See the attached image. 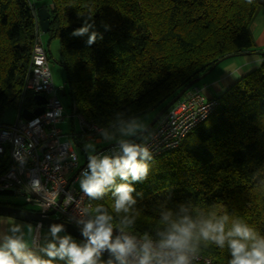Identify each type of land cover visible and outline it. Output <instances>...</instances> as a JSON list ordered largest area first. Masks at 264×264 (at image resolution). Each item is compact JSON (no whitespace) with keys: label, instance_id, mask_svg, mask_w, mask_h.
Instances as JSON below:
<instances>
[{"label":"trees","instance_id":"1","mask_svg":"<svg viewBox=\"0 0 264 264\" xmlns=\"http://www.w3.org/2000/svg\"><path fill=\"white\" fill-rule=\"evenodd\" d=\"M40 2L50 12L47 34L60 42L57 62L75 114L104 129L162 108L228 55L255 52L263 58L213 96L219 105L178 148L143 164L146 172L136 179L116 172L91 199L95 216H106V225L143 239L161 241L173 224L192 223L190 247L212 264H230L229 239L239 238L227 237L222 247L205 240L200 229L206 222L223 221L225 234L241 224L264 239V52L256 51L250 30L264 0ZM41 5L0 0V116L8 108L37 107L36 93L25 85ZM120 185L132 189L127 211L115 209ZM243 242L249 249L255 243ZM0 251L16 264H24L25 255L41 264H72L41 247L13 252L0 244Z\"/></svg>","mask_w":264,"mask_h":264},{"label":"built area","instance_id":"2","mask_svg":"<svg viewBox=\"0 0 264 264\" xmlns=\"http://www.w3.org/2000/svg\"><path fill=\"white\" fill-rule=\"evenodd\" d=\"M40 33H36L33 42L25 87L44 95L46 102L43 111L30 119L22 117L19 108L14 122L0 121V189L12 190L45 216L54 209L52 217L84 231L86 224L93 222V231L89 233L93 235L97 217L92 196L82 190L81 184H76L80 179L83 181L91 176V162L95 160L98 163L104 157L118 159L124 155L123 146L129 144L138 149H147V155L137 156V162L145 164L154 157L178 148L188 132L204 121L219 105V101L216 97H205L196 88L189 89L144 134L120 145H110L80 162L77 149L69 141L61 140L63 133L59 124L64 118V108L59 87H55L52 81L48 55ZM77 117L83 139L99 141L105 129L84 121L80 115ZM60 196L62 199L58 203ZM105 226L111 228L107 245L117 239L121 243L125 238L133 241L135 248L122 257L129 264H139L143 245L149 242L153 252L163 254L169 251L159 248L160 240L151 237L143 239L108 224ZM33 248H38L37 236H34ZM186 254L189 264H212L209 257L194 250ZM164 258L166 261L171 259L169 256ZM152 264H157L155 259Z\"/></svg>","mask_w":264,"mask_h":264},{"label":"clouds","instance_id":"3","mask_svg":"<svg viewBox=\"0 0 264 264\" xmlns=\"http://www.w3.org/2000/svg\"><path fill=\"white\" fill-rule=\"evenodd\" d=\"M79 31H86L80 29ZM95 39V35L89 37L88 43L91 44ZM124 155L118 159H110L104 157L98 163L93 160L90 164L91 176L81 181L82 190L89 196H93L101 191L102 185L111 182L112 177L116 172H119L122 178H126L129 173L136 179L146 172V167L137 162L139 154L147 155V149H138L135 145L126 144L123 146ZM132 189L128 185H120L116 191L119 193L118 199L115 201L116 211H127L126 204L131 202L129 192ZM107 217L100 215L95 221L94 234L89 236L90 242L98 247H104L108 244L111 236V228L106 227ZM194 225L190 222L182 224H173L172 229L166 234L165 238L159 242V248L169 250L165 253L153 252L151 243L143 245V255L140 258L139 264H152L155 259L157 264H189L187 252L192 251L190 242L193 237ZM93 222H88L85 226V234L93 231ZM59 227L51 229L53 235L58 232ZM200 236L205 240H212L221 247L227 237H238L239 239H229V247L231 250L232 260L230 264H264V239L257 240L255 234L247 226L235 224L231 231L225 234L223 221L212 223L206 222L200 229ZM254 240L251 248L243 241ZM113 252L119 253V257L125 256L135 248L133 241L125 238L123 243L117 239L114 243L108 245ZM8 247L16 252L19 244L16 240L9 239ZM50 248H55V245H49ZM60 253H65L72 258V264H92V255L95 248L85 247L80 249L74 243H69L67 238L60 241V246L56 250ZM50 256L55 255L54 252L48 253ZM17 255H20L17 253ZM165 256L171 257L170 260H165ZM24 264H41L35 258H29L25 255L22 257ZM0 264H16V262L6 253L0 251ZM123 264V262H122Z\"/></svg>","mask_w":264,"mask_h":264},{"label":"rangeland","instance_id":"4","mask_svg":"<svg viewBox=\"0 0 264 264\" xmlns=\"http://www.w3.org/2000/svg\"><path fill=\"white\" fill-rule=\"evenodd\" d=\"M31 1L36 7L41 5L40 2L41 0H31ZM40 37L45 49L47 50L52 81L55 87H59V97L64 108V118L59 124L60 129L63 131L62 132L63 136L61 137V140L69 141L77 149L80 162H83L86 159V156L87 157L91 156L92 154H94L95 152H97L98 150H100L105 146L113 145V144L120 145L125 141L129 140L130 136L135 134L138 130L145 128V126H147L153 120V118L156 116L158 111L161 109L160 105L155 106L137 115L136 117L126 119L120 124H116L106 128L105 131L108 129H112L113 131H116V128H121L123 126H128V125L130 126V130L128 132H126L123 135H116L114 139L110 141L107 140V141L98 142L96 140L83 139L84 134L81 132V126L79 123V119L75 114V108L71 104V100L66 94L67 85H66L65 71L63 67L59 65V63L57 62L59 58V50H60L59 39L50 38L47 33H43V32L40 33ZM253 42H254V47L256 49V43L254 38H253ZM244 57L247 56L235 55L225 58L224 60L219 62L218 65H216V67H214L208 75L202 77L195 84L202 85L205 82H207L208 79L210 78L213 79V77H216L215 79L225 77L226 73L234 68V66L236 65L235 63L241 61ZM244 74L245 73H241V76H243ZM220 81L221 82L218 85H215V87L222 86L225 83L224 79ZM230 83L231 81L225 84H230ZM16 116H17V110L14 108H8L4 110L3 113L1 114L0 121L5 123H12L15 121ZM135 121L136 123L134 124ZM70 134H74V136ZM76 184L80 185L81 179ZM0 202L12 203V204L20 205L21 207L27 209L37 210L35 206L25 203L23 198L17 194L0 195ZM0 244L8 245V243L5 242ZM126 264L129 263L126 262Z\"/></svg>","mask_w":264,"mask_h":264},{"label":"crops","instance_id":"5","mask_svg":"<svg viewBox=\"0 0 264 264\" xmlns=\"http://www.w3.org/2000/svg\"><path fill=\"white\" fill-rule=\"evenodd\" d=\"M250 30L252 37L255 39L256 49H257L256 51L264 52V6L258 9L255 17L251 22ZM238 56H247V57H244L241 61L235 63L236 65L234 66V68L229 70L226 73L225 77L218 79H215L216 77H213V79L210 78L204 84L196 85L195 88L200 90V92L205 97L219 96L227 86H230L233 82H235L236 80L242 77L241 73L246 74L251 70L257 68L263 59L260 55L256 54L255 52H243L238 54ZM223 79L225 83H228L230 81L231 83L230 84L224 83L222 86L215 87V85H218L221 82L220 80ZM135 123L136 121L134 122V124ZM143 129L144 128L138 130L135 134L130 136L129 139L141 135V131ZM129 130H130L129 125L123 126L121 128H116V131H113L112 129H108L106 131L104 130L105 132L101 135V138L98 142L107 141V140L110 141L114 139L116 135H123ZM70 135L74 136V134H70ZM108 146H105L101 149H104ZM34 236L35 237L37 236L38 248L41 247L56 251L60 246V241L65 238L69 240L70 244L74 243L80 249H84L85 247L90 248L80 239H77L63 231L59 230L58 232L55 233V235H53L51 229L38 227L37 225L31 223L0 216V243H4V242L8 243L9 239H12L18 242L19 247L31 248L33 247L34 244ZM49 245H55L56 247L50 248ZM61 254L71 258L69 255L65 253H61ZM85 264H87V262H85ZM92 264H107V263L103 260L100 254L94 251L92 255Z\"/></svg>","mask_w":264,"mask_h":264},{"label":"water","instance_id":"6","mask_svg":"<svg viewBox=\"0 0 264 264\" xmlns=\"http://www.w3.org/2000/svg\"><path fill=\"white\" fill-rule=\"evenodd\" d=\"M37 21L38 28L41 32L47 33L49 29V21H50V12L45 6H41L37 8ZM228 55L226 57H229ZM224 57L223 59H225ZM207 73H203L202 75L192 79L188 82L175 96H173L156 114L153 120L141 131V134H144L153 124L154 122L177 100L181 98V96L197 81H199L202 77H204ZM36 100L37 107L34 110L22 109L21 115L26 119H30L33 116L39 115L43 111V104L46 102L45 96L42 94H35L34 96ZM101 150V149H100ZM99 151V150H98ZM14 194L12 190L0 189V195ZM62 196L59 197L58 203H60ZM55 213V210H51L48 213V216L43 215L41 212L37 210H31L24 207H18L11 204H7L5 202L0 203V216L12 218L15 220L31 223L37 225L38 227L52 229L53 227H59L60 231H63L77 239H80L90 248H95V251L100 254L103 260L107 264H126V262L120 257L117 252H113L111 248L106 244L104 247H98L97 245H93L90 242L89 236L91 234H85V231L71 223L63 221L59 218L52 217Z\"/></svg>","mask_w":264,"mask_h":264},{"label":"flooded vegetation","instance_id":"7","mask_svg":"<svg viewBox=\"0 0 264 264\" xmlns=\"http://www.w3.org/2000/svg\"><path fill=\"white\" fill-rule=\"evenodd\" d=\"M0 203H2V202H0Z\"/></svg>","mask_w":264,"mask_h":264}]
</instances>
